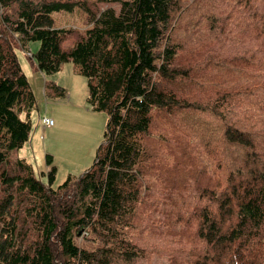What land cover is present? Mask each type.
Instances as JSON below:
<instances>
[{
	"label": "trees",
	"instance_id": "trees-1",
	"mask_svg": "<svg viewBox=\"0 0 264 264\" xmlns=\"http://www.w3.org/2000/svg\"><path fill=\"white\" fill-rule=\"evenodd\" d=\"M197 1L0 0V264H264V0ZM77 9L86 27L55 25ZM65 65L107 125L55 188L51 154L41 172L12 155L33 133L30 78L59 102Z\"/></svg>",
	"mask_w": 264,
	"mask_h": 264
},
{
	"label": "rangeland",
	"instance_id": "rangeland-1",
	"mask_svg": "<svg viewBox=\"0 0 264 264\" xmlns=\"http://www.w3.org/2000/svg\"><path fill=\"white\" fill-rule=\"evenodd\" d=\"M202 6L213 7L212 0H198ZM101 9H115L117 14L121 13L120 3H100ZM55 25L58 27L74 26L86 27L87 21L80 9L73 12L54 13ZM39 42H31L29 47L33 52L38 50ZM24 67L31 68V59L25 55L21 48L17 50ZM69 65H65L61 72L48 79L57 80L67 87L68 94L58 102L56 99H47L44 86L45 79L42 76L31 77L30 82L36 96V107L33 117V133L31 140L21 149L14 152L13 159L25 158L32 163L36 170H47L46 154L53 156V163L57 166L56 180L53 187L57 188L63 184L69 176L79 177L94 164L97 149L103 141L107 113L96 112L88 102V83L82 75L70 74ZM39 74L41 71L31 72L30 75ZM32 78H34L32 80ZM48 116L54 119L55 124L47 127L40 122L41 117ZM47 182L46 178H43ZM1 193V192H0ZM193 228L188 224L174 229L167 240L174 250L186 247L190 248ZM84 236V235H83ZM77 237L78 244L83 245L85 238ZM264 242V234L262 236ZM143 264V263H140ZM151 264H168V256L154 255Z\"/></svg>",
	"mask_w": 264,
	"mask_h": 264
},
{
	"label": "built area",
	"instance_id": "built-area-1",
	"mask_svg": "<svg viewBox=\"0 0 264 264\" xmlns=\"http://www.w3.org/2000/svg\"><path fill=\"white\" fill-rule=\"evenodd\" d=\"M43 122L45 123L46 126H52L54 124V120L50 117H45L43 119Z\"/></svg>",
	"mask_w": 264,
	"mask_h": 264
},
{
	"label": "crops",
	"instance_id": "crops-1",
	"mask_svg": "<svg viewBox=\"0 0 264 264\" xmlns=\"http://www.w3.org/2000/svg\"><path fill=\"white\" fill-rule=\"evenodd\" d=\"M33 72H38L37 69H33ZM36 76H38L39 74H35ZM33 117H34V111H33ZM48 117V116H47ZM51 118V117H50ZM53 119V118H52ZM46 129V128H45Z\"/></svg>",
	"mask_w": 264,
	"mask_h": 264
}]
</instances>
